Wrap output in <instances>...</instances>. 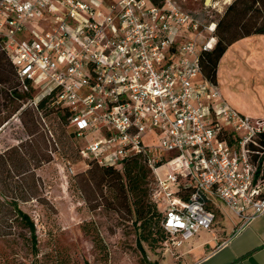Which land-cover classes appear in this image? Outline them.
I'll return each instance as SVG.
<instances>
[{"label": "built area", "instance_id": "1", "mask_svg": "<svg viewBox=\"0 0 264 264\" xmlns=\"http://www.w3.org/2000/svg\"><path fill=\"white\" fill-rule=\"evenodd\" d=\"M195 15L176 0H0L14 89H32L37 110L53 95L87 160L145 159L165 247L211 229L215 202L245 222L264 213V120L238 113L201 73L216 22Z\"/></svg>", "mask_w": 264, "mask_h": 264}, {"label": "rangeland", "instance_id": "2", "mask_svg": "<svg viewBox=\"0 0 264 264\" xmlns=\"http://www.w3.org/2000/svg\"><path fill=\"white\" fill-rule=\"evenodd\" d=\"M176 1L207 23L217 22L234 0ZM262 10L264 4L255 6L253 15L261 16ZM262 19L251 21L250 29ZM15 83L0 51V264H163L168 259L179 264L183 257L174 249L179 246L138 243V225L117 182L102 179L99 170L87 172L84 142L61 118L64 112L37 110L29 97H11ZM159 173L163 176L164 169ZM13 204L32 219L35 246ZM215 206L218 222L222 211ZM229 215L238 224L245 220Z\"/></svg>", "mask_w": 264, "mask_h": 264}, {"label": "crops", "instance_id": "3", "mask_svg": "<svg viewBox=\"0 0 264 264\" xmlns=\"http://www.w3.org/2000/svg\"><path fill=\"white\" fill-rule=\"evenodd\" d=\"M215 85L238 113L264 120V35L244 37L226 48L216 65ZM220 205V224L214 214L211 229L174 248L183 257L179 264H264V213L238 224ZM169 260L163 264H175Z\"/></svg>", "mask_w": 264, "mask_h": 264}, {"label": "trees", "instance_id": "4", "mask_svg": "<svg viewBox=\"0 0 264 264\" xmlns=\"http://www.w3.org/2000/svg\"><path fill=\"white\" fill-rule=\"evenodd\" d=\"M151 1L158 3L161 0ZM259 4H264V0H234L228 5L223 16L216 22V44L210 52H205L200 55L199 63L201 73L211 82L215 83L217 62L228 46L250 35H264V19H262L259 27L250 29L252 25L251 21L264 16V10L261 11V16L256 17L253 15L255 12L254 7ZM235 28L238 29V34L234 32ZM1 53L3 52L1 51ZM32 92L33 90L30 89L26 94H21L14 89L9 94L15 98H31ZM53 100V95L48 96L38 104V109L42 110L44 107H53L51 105ZM55 110L57 111L58 109ZM61 118L66 121L67 113L65 112ZM88 165L90 169L87 172L96 169L99 170L102 179L108 178L109 180L111 179L117 182L118 191L122 196L123 203L133 217L134 225H138V243L151 241L152 244L158 243L162 245L163 241L167 239V235L161 227L162 214L156 210L155 205L150 199V193L153 187V176L145 159L140 156L131 157L123 161L122 169L100 166L94 160H88ZM259 171L260 168L255 173L254 183L258 178ZM129 198L132 201L130 204ZM15 206L14 204L12 205L13 210L17 212L21 223L30 234L33 246H35L36 236L33 221L27 214L17 210ZM152 217L155 221H152ZM141 250L143 251L142 248Z\"/></svg>", "mask_w": 264, "mask_h": 264}, {"label": "bare ground", "instance_id": "5", "mask_svg": "<svg viewBox=\"0 0 264 264\" xmlns=\"http://www.w3.org/2000/svg\"><path fill=\"white\" fill-rule=\"evenodd\" d=\"M210 0H207V2H209ZM228 3V2H227Z\"/></svg>", "mask_w": 264, "mask_h": 264}, {"label": "flooded vegetation", "instance_id": "6", "mask_svg": "<svg viewBox=\"0 0 264 264\" xmlns=\"http://www.w3.org/2000/svg\"><path fill=\"white\" fill-rule=\"evenodd\" d=\"M211 1V0H210ZM210 3V2H209ZM206 6V5H205Z\"/></svg>", "mask_w": 264, "mask_h": 264}, {"label": "water", "instance_id": "7", "mask_svg": "<svg viewBox=\"0 0 264 264\" xmlns=\"http://www.w3.org/2000/svg\"><path fill=\"white\" fill-rule=\"evenodd\" d=\"M206 2H207V0H206Z\"/></svg>", "mask_w": 264, "mask_h": 264}]
</instances>
